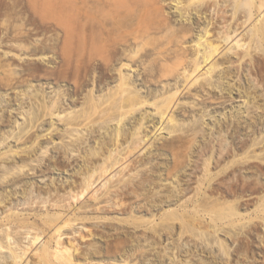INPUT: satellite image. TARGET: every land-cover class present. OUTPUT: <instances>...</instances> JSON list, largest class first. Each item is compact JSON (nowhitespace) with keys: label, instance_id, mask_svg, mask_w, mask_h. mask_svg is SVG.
<instances>
[{"label":"rangeland","instance_id":"374dc122","mask_svg":"<svg viewBox=\"0 0 264 264\" xmlns=\"http://www.w3.org/2000/svg\"><path fill=\"white\" fill-rule=\"evenodd\" d=\"M131 1L0 0V244L9 234L22 249L27 228L51 241L52 212L79 207L91 218L76 227L93 232L82 248L100 247L103 264H264L259 0H188L184 16L175 0ZM207 27L222 46L217 71L211 80L182 81L179 70L192 68ZM236 28L246 34L230 57L232 42L221 35ZM164 95L174 126L152 104ZM154 125L163 132L134 145L135 129L151 135ZM111 148L119 157L130 151L129 166L110 167L107 188L97 179L80 197L83 177H97ZM9 255L0 250V264H10Z\"/></svg>","mask_w":264,"mask_h":264},{"label":"bare ground","instance_id":"6f19581e","mask_svg":"<svg viewBox=\"0 0 264 264\" xmlns=\"http://www.w3.org/2000/svg\"><path fill=\"white\" fill-rule=\"evenodd\" d=\"M111 1H113V2H115V1H118V3L120 2V0H111ZM129 1V0H128ZM131 1V0H130ZM134 1H136V0H134ZM143 1V0H142ZM148 1H150V0H148ZM152 2H154L153 0H151ZM176 1V3H175V6H176V8L178 9V11H180V13H181V16H182V14L184 13V14H186L187 12H182V10H184V8H185V11L186 10H188L187 9V5L186 4H189L190 2H191V0H187V3H186V0L184 1H182V0H175ZM204 1V0H203ZM217 1V0H216ZM225 1V0H224ZM122 2H124L123 0H122ZM127 2V0L124 2V3H126ZM132 2V1H131ZM151 2V4H153ZM157 2V1H156ZM155 2V3H156ZM161 2V1H160ZM185 2V3H184ZM193 2V1H192ZM221 2V1H220ZM117 3V2H116ZM124 3H121V4H124ZM146 4H148L147 2H145ZM194 3V2H193ZM140 4V3H139ZM142 4V3H141ZM191 4V3H190ZM218 4V3H217ZM223 4V3H222ZM127 5V4H126ZM131 5V4H130ZM156 5V7L158 6V4H155ZM155 5H154V7H155ZM186 6V7H185ZM127 7H128V5H127ZM130 7V6H129ZM160 6H158V8H159ZM189 7H190V5H189ZM232 7V6H231ZM147 8V7H146ZM193 8V7H192ZM220 8V10H221V8L222 7H219ZM224 8V7H223ZM255 8H256V11H258L259 12V14L257 15V20H262V19H264V0H259V1H257L256 3H255ZM161 9V8H160ZM132 10V9H131ZM176 10V9H175ZM223 11L222 12H224V9H222ZM152 11V10H151ZM199 11V10H198ZM214 11H215V9H214ZM217 11V10H216ZM192 12V11H191ZM212 12V11H211ZM221 12V11H220ZM144 13V12H143ZM145 13H148V11L147 12H145ZM144 13V14H145ZM225 13V12H224ZM184 14H183V16H184ZM187 14H189V13H187ZM222 14V13H221ZM243 14V13H242ZM141 15V14H140ZM223 15V14H222ZM224 16V15H223ZM245 16V15H244ZM187 17V16H186ZM143 18H144V16H143ZM248 18V17H247ZM246 18V19H247ZM143 20V19H142ZM224 20V19H223ZM230 23V22H229ZM228 25V24H227ZM226 26V25H225ZM225 26H222V27H225ZM227 27V26H226ZM227 31V29L226 30H224V31H222V32H224L221 36H222V38H223V40H224V42L225 41H227L228 43H231L232 42V44L229 46V48H232V46H233V52H228L229 53V56H230V53L233 55V53L235 54V52H234V48L238 45V48L240 49V45H239V42L240 41H242V36H244L245 34L243 33L242 34V32H237L238 31V28H236V29H231V31L230 32H226ZM258 31V30H257ZM150 32V31H149ZM248 33V32H247ZM240 34H242V36L240 35ZM137 35V34H136ZM215 35H217L215 32L213 33L211 30H210V28L209 27H207L206 29H205V31L202 33V34H200V36L198 37V40L194 43L195 44V47L194 48H196V56L194 57V58H192L193 59V63L191 62V66H192V68H188V67H186V66H182L180 69H182V71L180 72V70H179V73L178 74H182V77H180V78H182L181 80L183 81V77H184V80H188V82H189V80H191L192 82H194V81H198V79H203V80H205L204 78H206V79H208L209 78V75L210 74H212L213 73V71L216 69V71H217V67H218V65H219V63L217 62L218 61V59H216V61L214 60L215 58H214V56L216 55V54H218L220 51H222V49H220L222 46L220 45V44H216V43H218V42H216L215 43V40H214V38H215ZM241 38V39H239V37ZM238 37V38H237ZM226 43V42H225ZM243 44H245V41L243 42ZM243 44L241 43V45L243 46ZM193 45V44H192ZM246 45H247V42H246ZM241 46V47H242ZM237 48V47H236ZM245 48H246V46H245ZM245 48H243V50L245 49ZM239 49H236L237 50V52H238V50ZM183 50V49H182ZM241 50H242V48H241ZM242 50V51H243ZM226 52H227V49H226ZM228 53H226V54H228ZM239 54V53H238ZM237 54V55H238ZM232 55L230 56V57H232ZM228 56V55H227ZM235 56V55H234ZM244 56V55H243ZM248 56V55H247ZM216 57V56H215ZM242 57V56H241ZM241 57H238V58H241ZM246 57V56H245ZM244 57H242L241 58V60L243 59ZM226 59H229V57L227 58L226 57ZM240 60V59H239ZM181 61V60H180ZM221 64V63H220ZM190 66V67H191ZM170 67V66H169ZM168 67V68H169ZM171 68V67H170ZM188 68V69H187ZM204 69V70H203ZM200 71V70H203L201 73H199V72H197V71ZM163 71V70H162ZM165 71V70H164ZM121 72H122V70H121ZM171 72V71H170ZM118 73H119V71H118ZM123 73V72H122ZM173 73V72H172ZM167 74V73H166ZM214 74V73H213ZM123 75V74H122ZM125 75V74H124ZM223 75V74H222ZM208 76V77H207ZM211 76V75H210ZM210 80H211V78H209ZM128 80V79H127ZM210 80L208 81H206V84H208V82H209V84H210ZM199 82V81H198ZM197 82V83H198ZM184 83H185V81H184ZM190 83V82H189ZM195 83V82H194ZM204 83H205V81H204ZM202 84V83H201ZM212 84V83H211ZM191 85V84H190ZM189 87V86H188ZM178 89V88H177ZM123 91V90H122ZM179 91V90H178ZM124 92H125V90L121 93V95L122 94H124ZM174 92V91H173ZM172 92V93H173ZM176 92V91H175ZM174 92V93H175ZM139 93V92H138ZM120 94V93H119ZM125 94H126V92H125ZM166 94V93H165ZM120 95V96H121ZM122 96H124V95H122ZM121 96V97H122ZM165 96V95H164ZM173 97H174V94L172 95ZM120 97V98H121ZM161 98V95H160V97H158V99H160ZM157 98H156V100L157 101H159ZM137 101V100H136ZM140 101V100H139ZM154 102H152V104H155L154 105V107H155V112L157 113V111H158V113H159V115H160V121H162V119H164V123L166 124V122H168V125L170 126V125H172V126H174L175 125V123H176V121H175V119L172 117V116H168L167 114L168 113H170L169 112V110H170V106L172 105L171 104V102H172V100H171V98H170V100L169 99H167V97L165 96V97H163L162 98V101H160L159 103H155V100H153ZM116 102V101H115ZM134 102V101H133ZM142 102H143V100H142ZM141 102V103H142ZM55 104V103H54ZM120 104V103H119ZM118 104V105H119ZM134 104H136V103H134ZM150 104V103H149ZM116 106H117V104H116ZM131 106H132V104H131ZM119 108H120V106H119ZM118 108V109H119ZM130 108V107H129ZM121 109V108H120ZM119 109V110H120ZM123 109V108H122ZM131 109V108H130ZM154 109V108H153ZM125 110V109H124ZM123 112H125V111H122L121 112V114L123 113ZM55 114V113H54ZM58 114V113H57ZM125 114V113H124ZM158 115V114H157ZM63 116V115H62ZM122 117V116H121ZM121 119V118H120ZM110 120V119H109ZM175 121V122H174ZM170 123H174V124H170ZM140 124H142V122L140 123ZM157 124V123H156ZM155 124V125H156ZM119 125V124H118ZM154 125V126H155ZM161 125H162V123H161ZM167 125V124H166ZM157 126V125H156ZM155 126V127H156ZM73 127V126H72ZM139 128H140V125L138 126ZM154 127V128H155ZM139 128H136L135 129V131L133 132V135H134V137H133V139L135 138V143H134V145H140V144H142L143 142L146 144V143H148L149 142V140L150 139H152V137H154L157 133H161L159 130H162V132H163V128L161 129V126H159L158 128L156 127V129H155V131L153 132V134H151V135H148V134H145V133H142V131L139 129ZM74 131H77V129L75 130V128H74ZM79 131V130H78ZM119 131V130H118ZM117 131V132H118ZM121 134V133H120ZM117 136H118V133H117ZM120 136V135H119ZM157 137V136H156ZM156 137H154V138H156ZM118 142V141H117ZM137 143V144H136ZM163 143V142H162ZM117 144H119V142L117 143ZM144 144V145H145ZM120 145H123V143H121ZM120 145H116L115 144V148L118 146V148L117 149H122L123 147H121ZM132 145H133V141H132ZM134 145H133V148L131 149V147H129V146H127L129 149H131L130 151L131 152H133L132 150H134ZM143 145V146H144ZM119 146H120V148H119ZM124 146V145H123ZM126 146V145H125ZM171 147V146H170ZM173 147V146H172ZM128 148H127V150H128ZM135 148H137V146H135ZM174 148V147H173ZM112 149V148H111ZM117 149H112V152H110L109 153V155H111V156H109V158H111V159H109V158H107V159H109V163H107V165L106 166H101L100 167V169L98 170L99 172H98V175H97V177L94 179V178H92V176L94 175V173L93 172H90V173H87L88 175L86 176V177H83V183L81 184L82 185V190H81V192H80V197H82V198H84L85 196H87L89 193H90V188H92L93 187V185H94V183H96V181H97V179H101V181L103 182V184H102V186L103 185H105L104 186V188H107V185L105 184V182H104V180L103 179H105L108 175H111V170H110V167L112 168L114 165H116L117 167H119V166H126L128 163V159L126 158V157H128L127 156V154L130 152H128L127 153V151H125V153L123 152V154L122 155H124V154H126V156H118V155H120V152L117 150ZM143 149V148H142ZM141 149V150H142ZM136 150V149H135ZM115 151V152H114ZM108 157V156H107ZM107 159L105 160V161H107ZM125 159V160H124ZM111 160V161H110ZM122 161V162H121ZM118 163H121V165L120 164H118ZM127 163V164H126ZM179 163V162H178ZM129 164H130V161H129ZM129 164H128V166H129ZM175 164V163H174ZM119 165V166H118ZM176 165H177V163H176ZM115 166V167H116ZM114 167V168H115ZM124 167H122V170L124 169ZM171 169V167L169 166V165H167V172L169 171V172H171L172 170H170ZM174 168L176 169V167H172V169L174 170ZM127 169V168H126ZM130 170V169H129ZM118 171H121V168H120V170H118ZM95 172V171H94ZM172 173V172H171ZM169 175V174H168ZM103 177V178H102ZM109 178L110 177H113V176H108ZM105 180H107V178L105 179ZM112 180V179H111ZM99 181V180H98ZM100 181V182H101ZM120 181V180H119ZM99 182V183H100ZM107 182V181H106ZM141 184H142V186L141 187H143L144 189H145V186H143L144 185V182H141ZM80 186V185H79ZM97 185H95L94 187H96ZM102 188V187H101ZM95 189V188H94ZM71 190H73V189H71ZM70 190V191H71ZM98 191V190H97ZM97 191H96V189H95V194H93L92 196H93V200L98 204V202H101V197H100V195H98V194H96L97 193ZM75 192V191H74ZM107 192V191H106ZM105 192V193H106ZM118 193H120V192H118ZM170 193V192H169ZM63 195V194H62ZM67 195V194H66ZM66 195L64 196L65 198H66ZM73 195V194H72ZM83 195H84V197H83ZM170 195V194H169ZM69 197V195L67 196V198ZM72 197V196H71ZM73 197H76L75 195H73ZM71 199H73V198H71ZM78 198H76V200H77ZM159 199V198H158ZM60 200L61 199H59V200H56L55 202H53V204L55 203V206H57V207H59L60 205H59V203H60ZM65 200V199H64ZM117 200H119V199H117ZM67 200H65V202H66ZM74 201V200H73ZM107 201H109V199L107 200ZM157 200H156V198H155V200H154V202H156ZM62 202V201H61ZM112 202V201H111ZM2 203V202H1ZM0 203V204H1ZM52 203V202H51ZM115 203V202H114ZM113 203V204H114ZM122 203V202H121ZM63 204V203H62ZM116 204V203H115ZM156 206H158V205H154V207H156ZM65 207V206H64ZM63 207V208H64ZM71 207V206H70ZM117 207V206H116ZM9 208V207H8ZM63 208H58L55 212H52V214L50 215V217L48 218V222L50 221V227L52 228V232H51V234H50V237H51V241H45V240H43V236H42V234H40L41 232H38V231H33L34 230V228H27V229H25V235H24V238H26L27 240H26V242H27V245H24V247H22V249H21V247H18L19 248V250H17L16 249V247L19 245H15L14 244V242H15V240L13 239L14 237H12V236H10L9 234L7 235H5V242L6 243H8L6 246L5 245H3V244H0V250L1 251H3V252H8L10 255V260H11V258H12V260L10 261L11 263L10 264H35V262L34 263H32V261L31 260H29V261H27V259H28V255L30 254V253H32V254H34V256H36V258H37V261H36V264H103L102 262H104L103 260L104 259H102V258H97V256H99L100 257V255L99 254H101V250L102 249H99L100 247H96L93 243H91L90 245H91V247L90 248H86L87 250H88V252L85 250V249H83L82 248V245H81V241L83 242V240H88V239H90V236L91 235H93V232H92V230L90 229V228H88L87 226H79V227H76V225L77 224H79V222L80 221H83V220H86V219H90L91 218V216L90 215H88L87 214V212L86 211H82V210H78V209H80L79 207L78 208H75V207H73V209L69 212V213H67L66 211H63ZM96 208V207H95ZM98 208V207H97ZM157 208V207H156ZM77 209V210H76ZM12 211V210H11ZM17 211V210H16ZM68 211V210H67ZM71 213V214H70ZM204 213L205 212H203V216H202V218H204ZM35 214V213H34ZM70 214V215H69ZM154 214H156L157 215V213H154ZM206 215H207V213H206ZM206 215H205V217H206ZM201 216V215H200ZM41 217V216H40ZM47 217V216H46ZM195 219V218H194ZM198 218H196V220H197ZM207 219V218H206ZM202 220V219H201ZM203 220H205V219H203ZM195 222H197V221H195ZM198 223V222H197ZM200 223V222H199ZM201 223H202V221H201ZM199 224V225H201V227H203L202 225L204 224V222H203V224ZM49 225V224H48ZM198 225V226H199ZM205 226V225H204ZM8 227V226H7ZM72 228V234H66V232H64V230L66 229V228ZM200 227V226H199ZM208 228V227H207ZM7 229H9V228H7ZM23 229V228H22ZM170 229V228H169ZM12 230V229H11ZM10 230V231H11ZM9 231V232H10ZM2 232V231H1ZM8 232V233H9ZM84 232H87V234H85ZM5 233V232H4ZM166 234V233H165ZM42 240H43V242H42ZM17 241V240H16ZM21 242V241H20ZM19 242V243H20ZM40 242H42L41 243V245H40ZM39 243V244H38ZM33 245L35 246V247H33ZM38 245H40V246H38ZM16 246V247H15ZM92 246H94V248L92 247ZM143 245H140V244H138L137 246H136V250H138L139 252H140V255L142 256L143 254H145V252H144V250L141 248ZM117 250V247L114 245L113 247H112V252L113 251H116ZM106 251H107V253L108 252H110L111 251V249L109 248V246L108 247H106ZM105 251V252H106ZM136 253V252H135ZM138 253V252H137ZM132 255H133V252L131 253ZM165 254H166V252H165ZM169 255V258L171 259V261H173L174 262V260H175V253H174V251L171 249L170 250V252L168 253ZM135 255V254H134ZM137 255V254H136ZM131 256V255H130ZM161 256H163V253L161 254ZM134 257H136V256H134ZM35 258V257H34ZM83 258V259H82ZM26 261H25V260ZM133 259V258H132ZM177 259V258H176ZM179 260V259H178ZM201 260V259H200ZM5 261V260H4ZM22 261V262H21ZM81 261H83V263L81 262ZM122 261H124L122 264H129V260H122ZM21 262V263H20ZM109 262V261H108ZM186 262V261H185ZM201 262V261H200ZM203 262V261H202ZM105 263H106V261H105ZM187 263V262H186ZM143 264V263H142ZM178 264V263H177Z\"/></svg>","mask_w":264,"mask_h":264}]
</instances>
